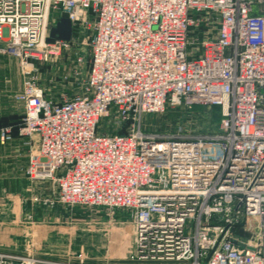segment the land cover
<instances>
[{"label":"built area","instance_id":"built-area-1","mask_svg":"<svg viewBox=\"0 0 264 264\" xmlns=\"http://www.w3.org/2000/svg\"><path fill=\"white\" fill-rule=\"evenodd\" d=\"M62 12L91 56L82 92L54 101L30 72L69 47L46 42ZM0 54L26 73L25 176L60 205L130 210L131 263L264 264V0H0ZM179 105L218 107L217 133L142 129ZM42 262L0 248V264Z\"/></svg>","mask_w":264,"mask_h":264},{"label":"rangeland","instance_id":"rangeland-1","mask_svg":"<svg viewBox=\"0 0 264 264\" xmlns=\"http://www.w3.org/2000/svg\"><path fill=\"white\" fill-rule=\"evenodd\" d=\"M256 9L254 6V12ZM90 40L89 30L74 28L67 49L35 62L30 74L49 99L57 101L82 92L90 64ZM25 74L15 57L0 55V76L6 75L13 88L22 86ZM220 119L218 107L179 105L144 115L141 127L148 132L181 129L213 135ZM5 166L0 156L1 246L30 252L44 261L39 264H133L130 210L57 204V186L52 181L31 180L20 170ZM11 193L16 194L13 197ZM8 197L14 198L8 200L13 206L6 203ZM235 233L249 237L242 228H236Z\"/></svg>","mask_w":264,"mask_h":264},{"label":"crops","instance_id":"crops-1","mask_svg":"<svg viewBox=\"0 0 264 264\" xmlns=\"http://www.w3.org/2000/svg\"><path fill=\"white\" fill-rule=\"evenodd\" d=\"M21 87L22 86L19 85L13 88L12 85L8 84L6 75L0 76V125H12L14 127V140L8 145L0 146V156L6 161V169L11 168V170H20L24 174V169L28 164L29 147L24 143L26 138L19 137L16 130L23 115V106L12 98L13 93L20 91ZM11 194L14 197L16 193ZM6 199V203H11L8 206L14 205V202L8 201L14 198L8 197ZM9 208L10 207H8V209ZM2 214L4 215V213ZM1 233L3 232L0 231V235ZM1 245L0 248H4V246Z\"/></svg>","mask_w":264,"mask_h":264},{"label":"water","instance_id":"water-1","mask_svg":"<svg viewBox=\"0 0 264 264\" xmlns=\"http://www.w3.org/2000/svg\"><path fill=\"white\" fill-rule=\"evenodd\" d=\"M73 35V28L65 12H62L55 26L49 30V36L46 38L47 43H53L56 39L70 41Z\"/></svg>","mask_w":264,"mask_h":264}]
</instances>
